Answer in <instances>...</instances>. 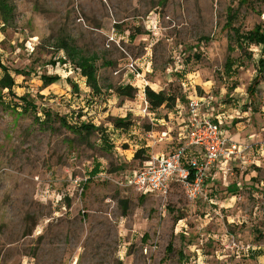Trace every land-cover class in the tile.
I'll list each match as a JSON object with an SVG mask.
<instances>
[{"label":"rangeland","instance_id":"374dc122","mask_svg":"<svg viewBox=\"0 0 264 264\" xmlns=\"http://www.w3.org/2000/svg\"><path fill=\"white\" fill-rule=\"evenodd\" d=\"M9 3L11 17L0 20V61L14 81L11 92L0 88V264H264V55L260 46L240 51L224 27L230 7L241 32L264 23V4ZM61 39L94 60L99 94L59 50ZM44 74L60 80L43 87ZM126 85L136 89L132 98L114 91ZM145 87L175 105L199 99L200 113L246 147L215 168L212 186L205 180V198L189 199L178 184L158 196L125 186L148 158L177 144L175 105L151 110V123ZM80 124L94 131H77ZM168 127L169 140L155 142Z\"/></svg>","mask_w":264,"mask_h":264},{"label":"built area","instance_id":"2783aa9c","mask_svg":"<svg viewBox=\"0 0 264 264\" xmlns=\"http://www.w3.org/2000/svg\"><path fill=\"white\" fill-rule=\"evenodd\" d=\"M200 110L201 101L191 99L187 106L186 144L169 155L148 158L124 178L125 186L141 195L158 196L166 194L172 184H178L189 199L206 197L203 187L210 169L221 160L242 158L246 147L223 135L219 121L201 114ZM189 147L198 152L186 158Z\"/></svg>","mask_w":264,"mask_h":264},{"label":"trees","instance_id":"16d2710c","mask_svg":"<svg viewBox=\"0 0 264 264\" xmlns=\"http://www.w3.org/2000/svg\"><path fill=\"white\" fill-rule=\"evenodd\" d=\"M262 4H264V0H258ZM13 8L9 3V0H0V20L2 23H6L8 19L11 17ZM235 12L232 10V8L227 9V15H226V21L224 24L225 29L228 32H231L232 35L229 37L234 40L235 46L239 48L240 51H243L250 45L254 46H260L262 55H264V23L255 25L251 30L246 32H241L239 28L233 27ZM58 48L59 50H62L65 52V55H67V59L74 63L75 67L79 70V74L81 77L85 78V84L88 86L93 94H99L100 93V87L98 85V81L96 78V68L94 66V60H90L89 58H85L82 55H80L77 51V49L73 46H71L66 39H61L58 41ZM233 46H228V51H232ZM60 63L64 64L65 60H58ZM232 61L228 58L225 64V70L227 72H230L232 68ZM0 71L3 72V76L0 79V88L1 89H7L9 92L12 91V87L14 84L13 78L10 76L8 68H6L0 61ZM264 73V57L260 58L258 61V75ZM40 80L42 82L43 87L50 86L51 84H54L60 80V77L58 75H41ZM253 83H256V79ZM248 89H251L249 87ZM115 93L118 96L126 97V98H132L135 93L136 89L132 86L126 85V86H119L114 89ZM144 95L146 98V101L149 105L150 110H156L159 109L161 106H164L168 109L172 108L175 104V98L172 96H167L163 92H154L150 88L145 87L144 88ZM23 102H25V98H21ZM28 105V104H27ZM29 106L36 110V107L34 105ZM45 121L49 122L51 121V116L46 112L44 115ZM59 121L62 125H64L66 128L68 127L66 124V121L63 118H59ZM117 128H127L128 122L122 120V119H116L115 124ZM69 128V127H68ZM77 131H84L86 133H89L91 131H94V128L90 124H80L79 129ZM142 151H138L135 154V159L140 158V154ZM98 166H96L92 170V174H96ZM167 251H171L170 245L167 246Z\"/></svg>","mask_w":264,"mask_h":264},{"label":"crops","instance_id":"0c3cea01","mask_svg":"<svg viewBox=\"0 0 264 264\" xmlns=\"http://www.w3.org/2000/svg\"><path fill=\"white\" fill-rule=\"evenodd\" d=\"M175 108H176L175 115L176 116L178 115V118H180V122H179L180 127L178 128V131L176 132V134H177V136H176V138H177V144H176V146L174 148H172V150H170L168 152L159 153L158 155H169L170 153H172L173 151H175L178 147L183 146V144L185 143L187 103H186V105H183V104L177 102L176 105H175ZM147 112H149L148 115H147ZM147 112L145 113V115L148 117V119L150 120L151 123L153 121H157V120H155L153 118L154 117V112L153 111H151L149 109V111H147ZM206 115L208 116L207 113H206ZM215 118L217 119V117H215ZM219 123H220V126H221L222 122L219 121ZM170 131L171 130L168 127L166 131H163V132L159 133L157 135L158 138L155 139V142L161 143V142H164V140L165 141L166 140H169V138H170V135H169ZM133 133H136V132L134 131ZM144 133L146 134L147 139H149L151 137V134H154L153 132H149V131L144 132ZM222 134L225 135L226 137H228V135L226 134L225 131H222ZM231 140H233V139H231ZM197 152H198V150L196 148H189L188 151H187V153H186V158L189 157L188 155L194 156L195 154H197ZM222 163H227V161L221 160L218 164H216L213 168L210 169V171L208 173V177L206 179L207 181H211V183H209V186H212L213 185V182L212 181H213L214 175L212 174V172L215 170L216 167H218L219 164H222ZM147 196H154V195H147Z\"/></svg>","mask_w":264,"mask_h":264}]
</instances>
